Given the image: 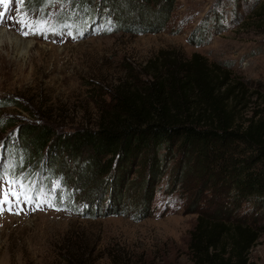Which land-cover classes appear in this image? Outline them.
Here are the masks:
<instances>
[{
	"label": "rangeland",
	"instance_id": "obj_1",
	"mask_svg": "<svg viewBox=\"0 0 264 264\" xmlns=\"http://www.w3.org/2000/svg\"><path fill=\"white\" fill-rule=\"evenodd\" d=\"M116 3L114 13L125 18V24H144L159 31L137 35L106 21L83 25V10L72 17L70 29L58 28L75 14L68 13L64 0H11L7 6L14 12L9 13L10 20L0 23V29L17 40L0 45V114L12 120L0 129V190L13 188L22 197L19 185L9 183L20 178L31 184V190H39L38 197L50 190L53 206L21 199L17 207L12 198L9 206L20 214H0V264H67L66 251L76 257L85 254V264H195L191 233L203 205L212 206L214 214L223 204L211 201V191L199 197L196 189L201 178L186 158L182 171L176 173L170 163L160 183L153 186L152 212H142V219L140 214L135 216L144 196L139 180L147 175L141 163L132 167L122 189L125 196L120 193L115 202L118 210L126 206V213L111 215L106 198L104 203L98 200L100 213L89 215L83 200L89 197L81 191L91 173L90 158L75 160L61 146L36 158L25 150L21 132L32 123L51 124L65 134L77 128L95 129L98 106L109 102L108 91L122 80L141 78L143 68L161 51L201 54L264 95V0H176L168 19H162L157 0ZM0 10L5 6L0 5ZM24 16L29 22L46 21L41 26L45 30L24 29L29 34L23 35L16 21ZM4 99L18 100L25 108L7 107ZM256 99L250 114L264 109ZM58 176L65 180L63 184ZM251 209L242 205L236 217L254 219L255 214L244 215ZM258 220L264 223V211ZM249 259L264 264V234Z\"/></svg>",
	"mask_w": 264,
	"mask_h": 264
},
{
	"label": "trees",
	"instance_id": "obj_2",
	"mask_svg": "<svg viewBox=\"0 0 264 264\" xmlns=\"http://www.w3.org/2000/svg\"><path fill=\"white\" fill-rule=\"evenodd\" d=\"M64 1L69 4L68 13L75 14L68 22L56 25L58 28L70 29L72 17L83 10V25L106 21L137 35L159 31L144 24H125V18L114 13L119 0ZM175 2L157 0L162 19H168ZM196 38L191 39L194 44ZM133 79L122 80L108 91L109 102L98 106L95 129L77 128L65 134L51 124L32 123L21 132L25 150L36 158L61 146L75 160L84 155L90 158L91 173L81 191L89 197H83L89 215L100 213V203L106 198L111 215L125 214L126 206L118 210L115 202L128 183L132 167L141 163L147 175L139 180L144 190L141 210L135 215L138 218L140 214L139 219L142 212H152L153 186L160 183L170 163L178 173L182 160L188 158L191 169L197 167L201 178L196 189L199 197L211 191V201L223 203L214 214L212 206L203 205L191 233L195 264H253L249 253L264 234V223L258 220L264 211V109H254L250 114V107L255 96L264 104V95L203 55L177 50L161 51L143 68L141 78ZM4 100L7 107L25 108L18 100ZM9 121L0 114V129ZM174 157H178L177 162ZM54 176L48 177L52 180ZM57 178L65 182L63 177ZM67 188L76 195L74 189ZM246 204L252 209L244 215L255 214L254 219L236 217ZM66 252L67 264H85V254L76 257ZM75 258L78 260L73 261Z\"/></svg>",
	"mask_w": 264,
	"mask_h": 264
},
{
	"label": "snow or ice",
	"instance_id": "obj_3",
	"mask_svg": "<svg viewBox=\"0 0 264 264\" xmlns=\"http://www.w3.org/2000/svg\"><path fill=\"white\" fill-rule=\"evenodd\" d=\"M11 3V0H0V5L5 6V10H0V23L7 22L11 19V16L9 13L14 12V9H9L7 6ZM21 25V31L23 35H28L29 31H26L24 29H34L35 31H42L45 30L42 28V25H46V21L42 20H34L29 22L28 18L26 16L22 17L19 21H16ZM12 185H19V188L25 189L23 196L21 197L18 190H15L13 188H10L8 191L0 190V214H2L4 211H8L14 214L19 215L20 213L18 211H14L11 205L13 203V197L16 198L17 207H19L20 200L23 199L26 203H36L37 200H39L40 203H46L49 206H53L52 199L49 197L51 196L50 190L48 192H40L39 197H31L28 195V191L31 190V184H25L20 178L13 179L9 181ZM39 191V190H37ZM8 206V207H6Z\"/></svg>",
	"mask_w": 264,
	"mask_h": 264
},
{
	"label": "bare ground",
	"instance_id": "obj_4",
	"mask_svg": "<svg viewBox=\"0 0 264 264\" xmlns=\"http://www.w3.org/2000/svg\"><path fill=\"white\" fill-rule=\"evenodd\" d=\"M5 40H9V42L12 43L17 39L16 38L14 39L13 36H11L10 34H6L4 31H1L0 29V45H2Z\"/></svg>",
	"mask_w": 264,
	"mask_h": 264
}]
</instances>
